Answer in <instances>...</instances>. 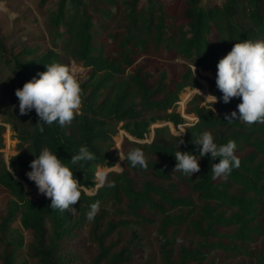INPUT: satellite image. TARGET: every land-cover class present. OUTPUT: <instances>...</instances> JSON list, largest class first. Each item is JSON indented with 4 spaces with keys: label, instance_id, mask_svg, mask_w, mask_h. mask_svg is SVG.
<instances>
[{
    "label": "trees",
    "instance_id": "16d2710c",
    "mask_svg": "<svg viewBox=\"0 0 264 264\" xmlns=\"http://www.w3.org/2000/svg\"><path fill=\"white\" fill-rule=\"evenodd\" d=\"M48 1L41 0L39 6ZM46 23V49L8 51L0 37V66L11 74L14 91L53 62L67 65L72 59L91 73L81 82L80 113L63 127L39 123L34 109L26 114L14 110L15 97L0 99V121L12 125L17 140V153L7 162L0 152V188L7 194L0 214V264H27L23 256L34 264H78L68 242L87 226L95 248L88 264H136L130 250L118 251L117 241H112L122 239L129 225L154 231L158 264H219L216 254L250 257L246 246L262 233L258 217L264 204V123L227 122L224 114L238 111L241 99L220 101L215 77L219 59L235 42L264 40V0H222L210 7L201 0H56ZM173 59L183 61L176 71L169 65ZM191 67L211 75L202 78L206 83L200 93L215 94V104L202 105L194 92L201 84ZM190 91L194 94L185 114L196 120L187 125L176 109L180 96ZM168 125L184 127L182 152L198 154L192 141L204 131L212 132L218 144L235 140L240 167L227 180H213L211 167L219 158L205 156L192 178L173 173L178 137L164 134ZM151 128V142L141 143ZM3 131L0 124V150ZM119 131L124 135L121 152L126 156L142 149L147 168L121 159L122 169H113L118 162L113 137ZM82 145L96 158L72 165L71 156ZM44 147L56 151L84 185L74 214L52 209L49 197L33 201L23 186L35 183L26 173ZM98 168L106 171L107 180H115L114 188H97ZM94 188V194L85 192ZM97 199L101 207L90 221L86 213ZM107 206L114 209L110 216ZM16 222L30 233L28 244L12 227ZM183 232L196 237L194 245L179 244ZM143 239L133 235L129 242L141 246ZM256 264L264 260L257 257Z\"/></svg>",
    "mask_w": 264,
    "mask_h": 264
},
{
    "label": "clouds",
    "instance_id": "9594fccd",
    "mask_svg": "<svg viewBox=\"0 0 264 264\" xmlns=\"http://www.w3.org/2000/svg\"><path fill=\"white\" fill-rule=\"evenodd\" d=\"M45 67V71L39 72L15 90L19 100V112L26 114L34 109L39 123L52 125L55 122L63 127L70 124L81 111V79L63 63L53 62ZM215 79L216 88L222 93L220 101L229 103L233 97L241 99L237 105L238 111L224 114L227 122L239 120L247 124L264 123V40L243 39L235 42L231 50L219 59ZM206 98H211L214 104L218 100L215 94H208ZM40 131H44L43 127ZM184 132L176 134L178 143L174 153L176 164L173 173L180 172L192 178L194 173L200 171L199 161L205 156L213 160L219 158V162L213 163L211 167L213 180H227L233 170L240 167L241 160L236 155L235 140L229 139L226 143L218 144L212 132L204 131L192 141L198 148V154H194L178 150L184 143ZM95 158V154L86 145H82L78 153L71 156L70 161L72 165H76ZM120 158L130 161L133 167H148L140 148L132 149L126 156L120 152ZM30 169L26 173L27 177L35 182L39 193L51 198L52 209L72 214L77 211L74 205L80 201L84 185L74 176L73 168L59 158L56 151L48 147L42 148L39 155H35L30 161ZM96 178L97 188L105 185L109 188L116 186L115 180H107V174L103 171H98ZM100 207L99 199L91 203L86 213L87 219L93 220Z\"/></svg>",
    "mask_w": 264,
    "mask_h": 264
},
{
    "label": "rangeland",
    "instance_id": "374dc122",
    "mask_svg": "<svg viewBox=\"0 0 264 264\" xmlns=\"http://www.w3.org/2000/svg\"><path fill=\"white\" fill-rule=\"evenodd\" d=\"M40 1L41 0H0V37L5 39L4 44L8 51H18L23 47L31 46H39L42 49L50 47V37L47 34L46 17L50 11L54 10L56 0H49L42 7L39 6ZM221 1L222 0H201V4L206 7H210L218 5ZM211 38L214 41L217 38L216 34L212 33ZM169 62L170 67L173 68L174 71L178 70L183 64L181 59H173ZM76 64L77 63H75V65ZM191 69L195 78L199 80L201 84L199 91H202L206 83V81L202 78L211 77V75L195 67H191ZM75 71L77 72V77L81 79V82H84L91 73L90 69H87V71L85 73L83 72L82 74V70L81 68H78V66ZM12 84L11 74L9 73L8 69H6L4 66H0V99L9 100L10 98L15 97L18 104L13 105L12 108L17 111L19 109V100L15 95L14 85ZM199 91L196 90L194 92H197V94L202 98V105L212 101L211 98L204 97ZM183 95L184 94L180 96V102L177 104L176 110L184 118L186 124L188 125L193 123L196 119L193 115L184 116L185 102H187L189 98L184 100L185 96ZM0 124L4 125V131L2 134L3 148L0 150V152L3 159L7 162L11 156L17 153V140L15 138L16 133L13 130L12 125L1 123V121ZM182 131H185L184 127L182 126H179L177 129H175L172 125H168V127L164 129V134L177 136L176 134ZM153 135V128H151L150 135L146 136V138L141 143H150ZM123 136V132L119 131L117 135L113 137L114 146L112 149L115 150V156L118 160L115 166L116 168L114 167L113 169L117 171L121 170L120 144ZM98 171L103 170L98 168L96 169V173ZM96 181L98 182L97 178ZM24 186L29 193V197L33 201L47 198L44 194L39 193L35 183L32 185L24 184ZM85 192L88 194H94L96 192V188L93 190H86ZM4 198H7V194H5L4 190L0 188V214H3L4 205L2 204V201ZM192 198L195 199V197ZM106 210L109 216L113 214L114 209L112 210L110 206H107ZM120 210H122V208H120ZM258 221L262 226V233L255 237L254 241L246 246L247 251L251 253V256L248 258H227L221 254L213 255V257L215 256L219 260V264H256L257 257H261L264 260V204L262 205L261 211L259 212ZM12 227L17 229L23 236L25 244L31 242L30 233L23 231L18 222L14 223ZM47 228L50 230L49 224H47ZM133 235H139L141 238H144L141 246L136 245L135 241L131 243L129 242ZM121 236L122 239L120 240L117 239V237L112 238V241H117L118 243L116 250H130L132 252V256H134V261L136 264H143L146 262V259H148L151 264H158L159 239L155 236L153 230L147 229L142 225H129L123 229ZM195 242L196 237L188 232H183L180 235L179 244L181 245H194ZM68 244L71 247L73 253L79 258L78 264H88L89 260L95 253L94 245L89 240L88 226L83 229L78 237L69 241ZM23 259L27 261V264H34V262L29 260L26 256H23Z\"/></svg>",
    "mask_w": 264,
    "mask_h": 264
},
{
    "label": "built area",
    "instance_id": "2783aa9c",
    "mask_svg": "<svg viewBox=\"0 0 264 264\" xmlns=\"http://www.w3.org/2000/svg\"><path fill=\"white\" fill-rule=\"evenodd\" d=\"M74 62L77 64L75 65ZM67 66H69L70 69L74 70L76 76H77V72L75 71V69H77V66H78V68H81L82 74H83V72L85 73L88 69V68L83 67L80 63H78L72 59L67 60ZM23 186H24V183H23ZM24 188H25V186H24Z\"/></svg>",
    "mask_w": 264,
    "mask_h": 264
},
{
    "label": "bare ground",
    "instance_id": "6f19581e",
    "mask_svg": "<svg viewBox=\"0 0 264 264\" xmlns=\"http://www.w3.org/2000/svg\"><path fill=\"white\" fill-rule=\"evenodd\" d=\"M192 92L190 91L189 93H185L183 96H185V99L186 100L187 98H189L191 96ZM182 101V100H181ZM186 103V102H185ZM184 109V108H183ZM184 116H192V115H187L185 114Z\"/></svg>",
    "mask_w": 264,
    "mask_h": 264
}]
</instances>
